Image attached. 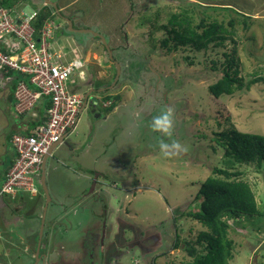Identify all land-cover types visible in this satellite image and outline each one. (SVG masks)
<instances>
[{"label":"rangeland","instance_id":"obj_1","mask_svg":"<svg viewBox=\"0 0 264 264\" xmlns=\"http://www.w3.org/2000/svg\"><path fill=\"white\" fill-rule=\"evenodd\" d=\"M43 1L26 0L19 8L31 10ZM124 3L131 7L129 12L103 10L105 19L113 15L123 40L118 48L109 44L121 68L117 81L116 65L104 44L79 32L76 20L73 30L65 26L57 39L68 52L75 46L82 56L93 51L85 81L74 76L70 85L74 91L92 92L75 128L46 158L49 202L42 187L40 191V176V194L0 196V264H182L191 259L184 242L194 241L203 229L188 213L198 210L195 194L213 167L240 171L238 178L249 183L262 211L228 218L234 241L229 264H264V170L255 163L230 160L210 139L214 132L231 128L264 134V0ZM185 9L193 23L232 19L233 34L221 45L200 51L190 46L171 49V42L162 46V25L171 13ZM88 29L110 42L98 25ZM232 51L239 61L242 87L215 97L207 86L222 74L223 53ZM76 54L79 51L68 53L71 58ZM92 62L102 66L96 68ZM1 93L0 181L2 165L14 156L7 142L9 130L31 121L29 114H12L4 102L5 90ZM109 94L107 99L117 101L108 107L114 106V111L102 106L100 98ZM92 97L99 98L96 105ZM169 106L175 109L172 138L187 151L166 157L159 140L171 141L150 125ZM179 212L185 215L175 220Z\"/></svg>","mask_w":264,"mask_h":264},{"label":"built area","instance_id":"obj_2","mask_svg":"<svg viewBox=\"0 0 264 264\" xmlns=\"http://www.w3.org/2000/svg\"><path fill=\"white\" fill-rule=\"evenodd\" d=\"M25 3L26 0H0V91L18 80L14 90L15 112L41 121L27 132L10 137L15 154L0 194L11 197L19 193L34 196L39 192L37 178L44 156L75 128L90 96L85 100L84 92L70 88L74 76L85 81L88 62L85 57L71 58L68 53L75 49L71 47L68 52L57 41L67 26L65 19L52 11L37 30L34 20L41 8L20 9ZM15 71L21 74L20 79L13 75ZM100 99L105 108L113 104L111 99ZM98 100L92 97L91 103L96 105Z\"/></svg>","mask_w":264,"mask_h":264},{"label":"trees","instance_id":"obj_3","mask_svg":"<svg viewBox=\"0 0 264 264\" xmlns=\"http://www.w3.org/2000/svg\"><path fill=\"white\" fill-rule=\"evenodd\" d=\"M2 3L6 4L7 1H2ZM11 3L9 2V4ZM207 7L208 9H217L212 6ZM48 14L47 11L45 12L42 9L39 11L37 18L34 20L35 29L40 28L43 19ZM162 28L166 31V36L161 40L162 46L168 47L171 42V49L190 46L200 51L210 44L219 46L224 43L233 34L234 21L230 19L223 23L217 20L205 21V19H200L197 23H193V19L185 9L179 13H171ZM231 53H223L222 74L207 86L208 91L215 97L231 95L235 90L242 87L241 78L239 77V61L234 56V51ZM82 57H85V55ZM254 81H257V79ZM15 84L16 82H13L7 96L11 104L13 103ZM109 96L111 95L105 96V99ZM116 98L119 99V96H116ZM116 102L114 101V103ZM10 109L13 111L12 107ZM39 112L42 113L41 110ZM39 122L41 121L31 120L29 126L32 127ZM18 131V129L9 130L7 142L10 145L11 135ZM210 139L223 149L224 156L229 157L230 160L237 163H255L257 167L264 170V134L231 128L214 132ZM12 159L13 157L9 159L8 164L2 165L3 176L0 186L5 179V174L12 163ZM240 175V171L213 167L211 175L200 183L195 194V198L200 199L199 208L188 214L200 223L203 229L198 231L194 241L184 242V250L191 259L183 261L182 264H229V259L233 257L234 241L229 237L228 218L239 219L244 216L262 215L249 183L239 179L238 176ZM4 195L9 196L0 194V196ZM182 215H185L184 212H179L175 216V220ZM177 237L175 235L176 242L174 245L176 247L178 246Z\"/></svg>","mask_w":264,"mask_h":264},{"label":"crops","instance_id":"obj_4","mask_svg":"<svg viewBox=\"0 0 264 264\" xmlns=\"http://www.w3.org/2000/svg\"><path fill=\"white\" fill-rule=\"evenodd\" d=\"M47 1L53 2L55 6L48 4ZM125 1L126 0H44L40 6L35 7V8L36 9L41 8L42 10H44L45 12L47 11L48 13L52 11H56L62 18L64 19L67 18L71 20V22L74 19L78 22V24L81 25V29H88L89 26L91 25H98L101 28V30L102 31L104 30V33L109 36L111 47L112 49H114V48L119 47L118 43L120 42V40H122V38H121L120 33H118V30H117L118 25L115 24L116 20L112 19L114 18L113 15L110 16L111 19L109 21L105 19L104 16L106 15L103 14V10L112 11L113 14H114V11H117V12L119 11L120 14L123 13L124 11L129 12L131 7L128 6L126 3H124ZM106 14L109 15L110 13L107 12ZM111 29H112V32H111ZM79 32L85 33L83 31H79ZM111 34L117 37H111ZM71 43L73 45V41ZM72 48H74L75 51H79V55L76 54V57L81 58L82 54L80 55V48L76 46ZM91 53H89L88 51L85 52V59H86V62H88L87 70H90V67H91L90 66L91 65L90 58L92 56ZM92 63L96 65V68L98 67V65L99 66L101 65L100 62H92ZM98 73H102V74L107 73L108 75H110V72L108 70L104 71L102 69L101 70L98 69ZM119 75H121V68H120ZM113 109L114 107H112V109L110 110L112 111ZM20 124L22 123L18 122V124L17 123L15 124L17 126L16 129L23 130Z\"/></svg>","mask_w":264,"mask_h":264},{"label":"clouds","instance_id":"obj_5","mask_svg":"<svg viewBox=\"0 0 264 264\" xmlns=\"http://www.w3.org/2000/svg\"><path fill=\"white\" fill-rule=\"evenodd\" d=\"M83 59H81V60H83ZM18 79H20V78H18ZM13 82H16V84H17L18 80H14ZM13 82L10 84L11 87L13 85ZM16 84H15V86H16ZM14 90H15V88H14ZM9 91H8V93H9ZM14 104L15 103H14V92H13V103H12V106H10V108L12 107V110L14 111L16 117L20 116V117L24 118L22 114L17 115V113L15 112V109H14ZM10 108H9V110H11ZM13 111H12V114H13ZM174 114H175V109L173 107L169 106L165 110H163L159 115L153 117L151 125H150L152 131L161 133L163 137H167L171 141L170 143H168V142H165L164 139H162V138L159 140L160 151L166 157L175 156V155L180 154L182 151H187V148L185 146H183L178 140H175L172 138L174 128H175V115ZM31 120H33V119L31 118ZM35 125H33V126H35ZM20 126L22 127L23 130H19L18 132H15V133H21L24 131L27 132L28 129L33 127V126L32 127L29 126V121H27V120H25L24 123L20 124ZM66 136H67V134L64 136V138ZM59 143H57V144H59ZM14 154H15V152H14ZM40 180H41V174H40ZM40 186H41V182H40ZM38 193H40V191Z\"/></svg>","mask_w":264,"mask_h":264},{"label":"water","instance_id":"obj_6","mask_svg":"<svg viewBox=\"0 0 264 264\" xmlns=\"http://www.w3.org/2000/svg\"><path fill=\"white\" fill-rule=\"evenodd\" d=\"M47 3L48 4H51L52 6H55V4L53 3V2H49V1H47ZM65 21H66V23L68 24V26H69V29L70 30H73L72 28H71V20H69V19H67V18H65ZM79 31H83V32H85V33H90L92 36H96V37H98L99 38V40H100V42H102L103 44H104V46H105V48H106V50H107V52H108V56H109V58H110V60L112 61V62H114L115 63V65H116V74H115V81H117V77L119 76V73H120V66H119V63H117V62H115L114 60H113V56H112V50L109 48V44H110V42L108 41H106V39L101 35V34H99V33H97V32H94V31H92V30H90V29H81V30H79ZM90 92H92V90H89L88 92H86L85 94H84V97H85V100H87V98H88V96H89V94H90ZM57 145V143H55V144H53V146L48 150V153L45 155V157H44V159H43V161H42V166H41V187H42V189H43V191H44V194H45V196H46V202H49V196H48V191H47V186H46V183H45V162H46V158L50 155V153L52 152V150L55 148V146ZM262 178H263V180H264V171L262 172ZM43 226V225H42ZM35 255L37 256V252L35 253Z\"/></svg>","mask_w":264,"mask_h":264},{"label":"flooded vegetation","instance_id":"obj_7","mask_svg":"<svg viewBox=\"0 0 264 264\" xmlns=\"http://www.w3.org/2000/svg\"><path fill=\"white\" fill-rule=\"evenodd\" d=\"M98 39H99V38H98ZM4 88H5V89H2V91H0V92L3 93V90H5L6 94H5V100H4V102H5V105L8 106V107L10 108V106H9V105H10V101L8 100V97H7V96H8V94H9L8 91L10 90L11 85L8 84V85H7L6 87H4ZM2 93H1V94H2ZM42 256H43V258H44V260H45V259H46V256L43 255V254H42Z\"/></svg>","mask_w":264,"mask_h":264}]
</instances>
